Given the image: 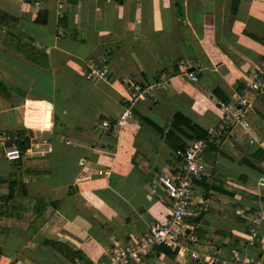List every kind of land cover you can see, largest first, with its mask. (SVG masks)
<instances>
[{"label":"crops","instance_id":"obj_1","mask_svg":"<svg viewBox=\"0 0 264 264\" xmlns=\"http://www.w3.org/2000/svg\"><path fill=\"white\" fill-rule=\"evenodd\" d=\"M56 2L0 0V133L27 149L42 126L49 147L18 161L0 153V264L104 261L111 239L129 243L166 219L156 174L219 122L217 101L240 95L264 59V0ZM88 57L107 65L106 79L84 77ZM159 71L171 76L164 89L131 105L117 130H97L127 106L126 78L150 82ZM245 121L203 151L212 177L194 183L186 218L196 241L157 246L146 264L264 262V219L254 222L264 210V91Z\"/></svg>","mask_w":264,"mask_h":264},{"label":"built area","instance_id":"obj_2","mask_svg":"<svg viewBox=\"0 0 264 264\" xmlns=\"http://www.w3.org/2000/svg\"><path fill=\"white\" fill-rule=\"evenodd\" d=\"M29 1V0H19ZM57 0L55 8L60 10L63 2ZM62 29L57 30V35H61ZM83 75L86 79H106L109 73L108 67L104 63H96L95 59L88 57L84 61ZM183 74L191 81H196V75L188 68L183 69ZM170 75L165 71H159L150 82H142L134 78H126L130 89L125 99V106L118 116L112 121L101 120L96 128L101 133L117 130L131 115L130 106L136 101L151 97L152 90L164 89L170 80ZM242 93L234 100L217 101V109L220 114L219 122L214 126L206 128L204 137L194 139L184 149H175L174 156L179 159L175 168L169 171H161L156 174L154 182L159 185L170 200V208L166 219L154 221L147 232L139 237L133 238L129 243H120L116 239H111L107 259L104 261L89 260L86 264H146L145 257L157 246L163 245L178 252L183 251L180 245L181 240L186 238L189 242H195L196 237L188 235L186 230L188 225L186 218L190 214L189 205L192 189L195 182L206 181L212 177V171L204 161L203 151L207 145L216 138L221 137L224 132L230 131L233 127L245 130L247 125L245 115L250 107V99L254 93L262 94L264 91V59H261L252 69L248 78L244 79ZM47 128L40 127L38 140L29 143L25 150L20 149L21 136L15 132L0 133V153L8 161H18L26 151L37 155H44L49 152L48 137L45 136ZM252 141L249 140V143ZM40 144L46 146L41 148ZM101 170L97 174H101ZM257 185H264V168L257 179ZM264 219V210L259 211L254 222L259 224ZM250 235L254 236V228H250ZM190 256L195 259L203 257L194 252ZM210 263L215 264H264L260 259H230L215 260L210 258ZM74 264H84L77 258L73 259Z\"/></svg>","mask_w":264,"mask_h":264},{"label":"trees","instance_id":"obj_3","mask_svg":"<svg viewBox=\"0 0 264 264\" xmlns=\"http://www.w3.org/2000/svg\"><path fill=\"white\" fill-rule=\"evenodd\" d=\"M24 144H25V139L22 138V141L20 142V149L21 150H24L25 149V147L23 146Z\"/></svg>","mask_w":264,"mask_h":264}]
</instances>
